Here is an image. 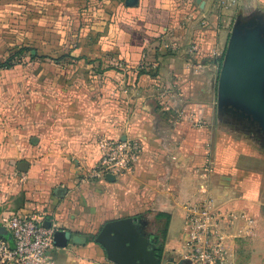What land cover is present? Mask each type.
<instances>
[{
	"label": "crops",
	"instance_id": "obj_1",
	"mask_svg": "<svg viewBox=\"0 0 264 264\" xmlns=\"http://www.w3.org/2000/svg\"><path fill=\"white\" fill-rule=\"evenodd\" d=\"M217 3L0 0V59L17 35L27 43L40 36L45 53L58 44L57 54L71 56L0 71V116L25 97V132L18 113L3 141L0 129L1 227L11 215L41 218L71 234L65 248L49 251L51 264H113L95 239L106 223L133 217L154 249L164 236L161 264L178 263L187 239L183 206L208 195L223 219L229 264H264L259 133L210 109L213 25L219 49L235 10ZM237 4L251 11L235 25L258 16L264 0ZM102 137L138 139L141 156L114 181H83Z\"/></svg>",
	"mask_w": 264,
	"mask_h": 264
},
{
	"label": "water",
	"instance_id": "obj_2",
	"mask_svg": "<svg viewBox=\"0 0 264 264\" xmlns=\"http://www.w3.org/2000/svg\"><path fill=\"white\" fill-rule=\"evenodd\" d=\"M137 0H126L127 6H135ZM218 112L237 117L257 130L264 139V21L258 16L249 22H237L230 34L217 84ZM18 165H26L19 163ZM20 172V166H18ZM115 180V176L106 175ZM47 229L50 222H43ZM0 235L8 232L0 226ZM71 234L55 229L53 246L65 248ZM95 242L106 251L113 264H161L151 246L150 239L142 232L137 218L127 217L106 223ZM166 264H188L182 260Z\"/></svg>",
	"mask_w": 264,
	"mask_h": 264
},
{
	"label": "built area",
	"instance_id": "obj_3",
	"mask_svg": "<svg viewBox=\"0 0 264 264\" xmlns=\"http://www.w3.org/2000/svg\"><path fill=\"white\" fill-rule=\"evenodd\" d=\"M237 0H218L230 7ZM189 5V3H187ZM98 161L82 168V180L101 179L110 174L123 176L133 170L143 147L135 138L125 140L102 137L97 140ZM183 227L187 236L183 258L188 264H229L223 219L212 197L202 196L197 202L184 204ZM3 227L8 239L0 235V264H51L48 253L53 249V229L43 226L41 218L11 215Z\"/></svg>",
	"mask_w": 264,
	"mask_h": 264
},
{
	"label": "rangeland",
	"instance_id": "obj_4",
	"mask_svg": "<svg viewBox=\"0 0 264 264\" xmlns=\"http://www.w3.org/2000/svg\"><path fill=\"white\" fill-rule=\"evenodd\" d=\"M237 3H238V0H237ZM237 3L232 5V6H230V7H221V5L217 3L219 8H223L224 10H226L225 12H227L228 10L232 11V9H234V8H235V10L233 11V14L230 15V17H229V19H231L230 23H226L227 26L224 29L225 30L224 33H223L224 37H223L222 43L220 44L219 49L216 47V45L218 43V38H217L218 37V32H217V29H219V28L217 26L218 25L217 23H215V25H213L214 31H216V32L213 35L214 36V42L211 45V49H209L210 50L209 52L211 54L210 55L211 57H209L210 58L209 60L211 61L210 63H213L214 66H211L210 70L207 71V72L209 73V79H210V86H209V95L211 96L210 109L214 110L216 112L218 111V101H217L218 78H219L221 64L223 62V58H224V55H225L226 47H227V44H228V40H229V37H230V33L235 28V21L237 20L236 16H240L241 13L244 14V13H247V12L251 11L249 6L248 7H246V6L244 7V6H241V5L237 4ZM259 8L260 9L257 12L258 17L261 18V19H264V6L263 7H259ZM162 46L165 49L164 52H171L172 51L170 42L168 40H164L162 42ZM195 51H194V53H195ZM215 58H218V59L215 61L214 60ZM220 58H221V61L219 62ZM193 59H194V63L195 64H201V61L204 59V57H201L200 54H198V55L196 54L193 57ZM24 66H25V64H22L21 67H24ZM24 69L26 71L28 69V67L25 66ZM198 75H201V72H199L197 74V76ZM22 97L23 98L20 97L18 99V102H16L11 108L6 110V114L7 115L0 116V129L2 131V135H1L2 141H3V139L5 137H7V134L9 132V128L11 126V123L14 122V124H15V120H12V118L15 117L16 113H18L17 129L21 128V130L23 132H25L24 128H23L24 127L25 118L22 117V113H24V111H25V97H24V95ZM171 106H175L174 103H172ZM174 108H173V110H174ZM170 110H172V109H170ZM10 113L13 114L12 117H11ZM230 116L226 115V118H225L226 122L241 121L239 118L237 119V117L235 118V117H230ZM225 120H221V121L223 122ZM243 123H245V122H243ZM21 130H19V131H21ZM259 137H260V139L258 141L259 145H257L258 146V150L260 152V155L264 156V139L262 138L260 133H259Z\"/></svg>",
	"mask_w": 264,
	"mask_h": 264
},
{
	"label": "trees",
	"instance_id": "obj_5",
	"mask_svg": "<svg viewBox=\"0 0 264 264\" xmlns=\"http://www.w3.org/2000/svg\"><path fill=\"white\" fill-rule=\"evenodd\" d=\"M5 39V38H4ZM42 37L36 35V38L33 39L34 42L29 41L27 43L26 39L22 36H16L13 38L14 45L12 49H10L5 56V59H0V71L13 69L15 67H21L22 64H27L28 62H34V63H48L52 65H58L59 63H64V61H67L71 58L70 55H60L57 54V45L55 44L53 47L48 49V53H45L42 51ZM3 43L4 40H2ZM34 50L35 54L31 55L30 52ZM44 50V49H43ZM6 51V50H5ZM221 61V58L219 59V62ZM85 65L91 66L92 63L89 61H86ZM84 77H88V71L84 72ZM163 242H164V236L162 237V242L159 245H155V250L157 252L156 256L158 259H160L162 255L163 250Z\"/></svg>",
	"mask_w": 264,
	"mask_h": 264
}]
</instances>
